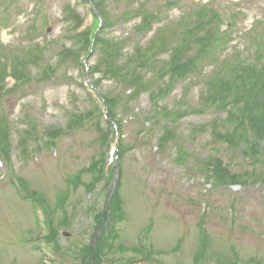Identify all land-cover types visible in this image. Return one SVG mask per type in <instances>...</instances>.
<instances>
[{"label": "rangeland", "instance_id": "1", "mask_svg": "<svg viewBox=\"0 0 264 264\" xmlns=\"http://www.w3.org/2000/svg\"><path fill=\"white\" fill-rule=\"evenodd\" d=\"M140 49L155 57L145 74L150 91L128 99L133 91L109 73ZM259 54L264 66V0H0V134L8 140L0 143V264L88 262L109 188L86 171L115 157L114 133L122 150L120 212L110 213L104 264L136 259L132 250L146 230V247L161 264H264V160L215 140L214 128L223 127L213 124L226 114L202 106L219 73L257 63ZM197 57L199 71L184 75ZM107 92L133 114L120 111L121 129L112 134L94 96ZM156 107L167 117L156 116ZM51 129L61 135L47 147ZM167 129L175 140L160 148ZM216 159L247 183L213 186L206 171ZM82 171L74 187L70 180ZM32 195L48 205L53 263L37 251L48 219Z\"/></svg>", "mask_w": 264, "mask_h": 264}, {"label": "trees", "instance_id": "2", "mask_svg": "<svg viewBox=\"0 0 264 264\" xmlns=\"http://www.w3.org/2000/svg\"><path fill=\"white\" fill-rule=\"evenodd\" d=\"M101 16L102 18L107 17L103 13H101ZM190 27L191 26L187 27V33H190ZM262 43L263 38H260L256 44L259 50L262 47ZM147 53L148 52L146 50H137V52L133 55L131 61L127 63L125 67L123 66L121 68H118L117 70H112L109 73V80L115 81L116 85L119 87H121L122 85L127 90H132L134 92H132V95L128 99H134L135 97H137L136 95H140L142 93H147L150 91V86L149 83L146 82L145 74L146 72L153 70L154 63L152 60L155 57L148 58ZM160 53V51H154L150 54V56H156ZM200 58L197 57L194 61H190L187 67H184V75L195 72V70L199 71V68H197V70L196 67ZM259 59L260 54L254 59V61H257V63L248 64L247 60L244 63L238 62L233 66L231 71L225 70L226 73L224 75L219 73L223 78H217L215 82L211 83L207 87V95L205 94L206 97L202 102L203 107L215 109L218 114H226L223 119H221L219 122L216 121V123L213 124L218 126L222 124L223 127L221 131H219L218 128H214L213 135L215 137V140L223 144H227L228 146L241 145L242 147V145H244L245 147L243 148V154L247 158H250L255 162L261 159L264 160V66L259 63ZM249 60L250 58L248 59V61ZM168 73L175 75L176 71L173 70ZM162 75L164 76L163 72ZM159 93L162 96L161 92H156V94ZM102 97V104H100L101 119L105 122V125L108 127V129L111 130V134L113 132V126L109 121H114L118 126V130L120 131L122 117L120 116L119 112L121 111V113H124L126 115L133 114L127 112V104L121 102L120 99L115 97L114 93L107 92ZM152 100L155 102V105H157L158 99ZM154 111L156 113V116L163 115L165 118L167 117V109L156 107ZM103 115H105V117H108V120H104ZM44 133L48 138V142H46L47 147L54 146L58 140V136L61 135L59 130L56 131L55 129L46 130L44 131ZM29 134L34 133L30 132ZM5 136L3 139L0 134V143L4 144L3 146L8 145V140ZM169 139L175 140V131L174 133H172V130L169 131L167 129L158 141V145L160 146V148L165 147L170 141ZM120 154L122 155V150L120 151ZM120 154L118 158V166L119 160L121 159ZM98 162H100L101 164L100 167L98 165ZM98 162H95L93 165L91 164L86 172L94 173L96 181H105L106 186H108L112 178L111 176L107 178L105 175L104 161H102V159L100 158ZM207 167L208 171H206V178L210 182H212L213 186L228 187L236 183H247V181L243 180V177L240 174L231 173L221 159H216L215 163H212V160H210ZM83 172L84 171L77 172V175L72 179L71 183L72 185H74V187L80 186L82 184L81 178ZM261 182H264V179L261 180ZM88 189L89 191H92L94 189L93 183L88 186ZM31 200L44 208H48L46 202L36 195H32ZM61 201L63 200H59L58 203L59 208L60 206L62 207ZM119 207L120 199L117 189L111 202V212L114 215H117L120 212ZM101 216L102 215L99 214L98 218L96 219V231L104 226L106 224V221L108 220V213L104 214L103 219ZM111 230L112 224L109 223L104 229L101 236L96 241V245L90 244L85 249L84 253H87L88 255L87 258L89 264H100L105 258L102 253H106L109 249L112 248L111 243L108 241L110 239L109 237H107L108 231ZM55 237L56 232L51 221L48 241L50 243H53ZM203 249L205 250V247ZM92 259L93 263L91 262Z\"/></svg>", "mask_w": 264, "mask_h": 264}, {"label": "bare ground", "instance_id": "3", "mask_svg": "<svg viewBox=\"0 0 264 264\" xmlns=\"http://www.w3.org/2000/svg\"><path fill=\"white\" fill-rule=\"evenodd\" d=\"M41 208H43V207H41ZM49 225L50 224H48L47 226H46V228H48L49 227ZM157 228V227H156ZM156 228L152 231V233L148 236V238H150V237H152L151 235H153L154 234V232L156 231ZM168 235V234H167ZM118 239H120V236H119V238ZM140 244V246H141V244H143L145 247H146V239L142 242V243H139ZM147 248H148V246H147ZM134 250H136V249H133L132 251H134ZM32 256L34 255V254H31ZM30 255V256H31ZM162 263V262H161ZM161 263H159V264H161Z\"/></svg>", "mask_w": 264, "mask_h": 264}, {"label": "water", "instance_id": "4", "mask_svg": "<svg viewBox=\"0 0 264 264\" xmlns=\"http://www.w3.org/2000/svg\"><path fill=\"white\" fill-rule=\"evenodd\" d=\"M118 171H116V174H115V180H114V183L116 184V182H117V176H118V173H117ZM113 189H114V186H113ZM113 191V190H112ZM110 197H111V194L109 195V199H110ZM132 264H150V263H148V262H135V263H132Z\"/></svg>", "mask_w": 264, "mask_h": 264}]
</instances>
